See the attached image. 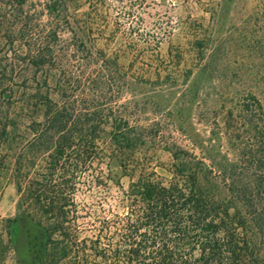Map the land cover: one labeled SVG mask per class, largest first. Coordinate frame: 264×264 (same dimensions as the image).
Returning a JSON list of instances; mask_svg holds the SVG:
<instances>
[{"label":"rangeland","instance_id":"obj_1","mask_svg":"<svg viewBox=\"0 0 264 264\" xmlns=\"http://www.w3.org/2000/svg\"><path fill=\"white\" fill-rule=\"evenodd\" d=\"M63 1L69 22L53 18L50 0H0V264H34L30 241L40 229L24 217L18 183H54L45 181L50 150L33 141L46 95L97 111L105 129L90 157L76 144L54 176L72 180L59 203L71 211L76 252L124 213L104 149L113 127L143 132L124 189L143 166L169 176L166 149L179 145L216 164L225 187L235 179L264 200V0ZM254 248L245 264L263 260L264 243Z\"/></svg>","mask_w":264,"mask_h":264},{"label":"trees","instance_id":"obj_2","mask_svg":"<svg viewBox=\"0 0 264 264\" xmlns=\"http://www.w3.org/2000/svg\"><path fill=\"white\" fill-rule=\"evenodd\" d=\"M50 2L53 18L64 17L69 22L65 2ZM57 32L54 28L55 38ZM80 50L92 53L86 44ZM98 58L107 65L111 62L105 55ZM42 102L41 119L32 121L33 141L50 150V174L45 181L54 183L49 189H44L46 184L40 180L30 181L25 189L18 183L24 217L40 229L30 241L34 264H89V251L99 264H245L253 258L255 244L264 243V200L260 189L257 194L248 192L235 179H229L225 187L222 182L227 177L221 179V169L216 164L179 145L166 149L172 160L169 176L154 170L145 172L143 166L124 189L121 178L131 177L128 158L144 149L140 145L143 132L113 127L104 149L110 154V172L116 175L115 182L121 188L119 206L124 213L102 221L95 238H85L82 250L74 251L71 211L61 204L69 199L60 194L72 180L63 175L61 182H55V172L76 144L81 149L80 156L90 157L97 140H103L100 131L105 129L97 111L77 112L49 95ZM61 168L65 170V166ZM19 169L17 160L14 170ZM8 221L15 223L17 219ZM104 238L106 244L102 245ZM254 258L256 264H264V255L263 260L256 255Z\"/></svg>","mask_w":264,"mask_h":264}]
</instances>
